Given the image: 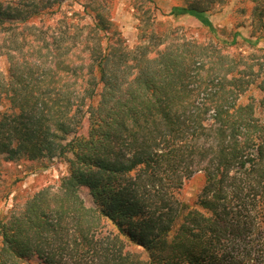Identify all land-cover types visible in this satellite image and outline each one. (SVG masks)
Listing matches in <instances>:
<instances>
[{"label":"trees","instance_id":"trees-1","mask_svg":"<svg viewBox=\"0 0 264 264\" xmlns=\"http://www.w3.org/2000/svg\"><path fill=\"white\" fill-rule=\"evenodd\" d=\"M107 1L0 0V160L67 165L0 219V264H264V49L130 47ZM59 13L58 33L35 24ZM169 15L215 33L204 8ZM198 173L191 205L178 195Z\"/></svg>","mask_w":264,"mask_h":264},{"label":"rangeland","instance_id":"rangeland-1","mask_svg":"<svg viewBox=\"0 0 264 264\" xmlns=\"http://www.w3.org/2000/svg\"><path fill=\"white\" fill-rule=\"evenodd\" d=\"M16 2L20 0H15ZM86 0H68L62 11L68 15L83 10L82 2ZM107 11L110 14L114 28L121 33L130 47L140 44V34L146 36L163 35V50L171 44L183 42H197L202 45H217L225 53L250 55L264 49V29L260 21H264L262 12L264 2L253 0H108ZM174 6H192L204 8L209 15L215 33L202 25L196 18L180 16L175 18L169 15ZM55 9V8H54ZM36 19L37 25L41 22L52 26L53 31L59 32V26L64 19L61 13ZM50 17V18H49ZM92 17L81 21L84 24ZM239 34L236 44H233L234 35ZM154 46L159 44L154 40ZM158 42V43H157ZM249 42H257L253 47ZM157 50V49H155ZM156 53L151 54L154 57ZM6 60L2 61L5 67ZM257 96V93H255ZM46 167V168H45ZM67 174V165L63 160L32 162L22 160L19 162H6L0 160V219L14 207L24 205L36 192L49 188L58 190L60 180ZM205 185V176L196 174L187 180L178 197L183 202L194 205ZM87 206H93L92 197L87 189L81 193ZM1 241V239H0ZM132 250L145 255L142 249L132 246ZM22 264H41L38 258H32Z\"/></svg>","mask_w":264,"mask_h":264}]
</instances>
